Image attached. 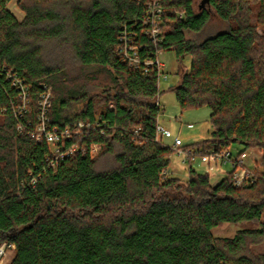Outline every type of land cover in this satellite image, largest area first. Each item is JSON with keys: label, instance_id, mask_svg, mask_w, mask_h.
<instances>
[{"label": "trees", "instance_id": "16d2710c", "mask_svg": "<svg viewBox=\"0 0 264 264\" xmlns=\"http://www.w3.org/2000/svg\"><path fill=\"white\" fill-rule=\"evenodd\" d=\"M12 1L0 0V246H14L8 264H264L253 250L264 240V0H201L199 11L194 0H18L22 20ZM155 4L162 13L153 39L146 31ZM206 6L224 31H205ZM125 33L142 58L171 51L180 68L190 58L169 91L182 110L208 107L212 132L188 147L240 146L239 156L260 149L262 171L240 188L234 168L217 184L193 167L185 182L169 173L173 150L156 140L159 71L144 75L124 61ZM8 74L26 84L23 111ZM47 90L50 127L91 124L65 140L78 149L55 168L51 145L34 137ZM224 224L262 227L216 237Z\"/></svg>", "mask_w": 264, "mask_h": 264}, {"label": "rangeland", "instance_id": "374dc122", "mask_svg": "<svg viewBox=\"0 0 264 264\" xmlns=\"http://www.w3.org/2000/svg\"><path fill=\"white\" fill-rule=\"evenodd\" d=\"M18 0H13L9 9L11 13L18 19L22 20L24 18V12L18 7ZM201 0H194V9L199 11ZM206 10L211 14L210 23L205 31H210V33H216L224 31L227 26L224 24L214 13V11L206 6ZM207 32V34H208ZM259 34H262L263 30L261 27L258 28ZM160 61L163 63L164 68L163 72L167 76V79L164 78L160 81V102L163 105L162 115L159 119L161 127L166 131L164 135V142L171 147L176 137H178L184 146H189L194 143L201 142L210 137L212 128L210 125V114L211 110L208 107H202L199 109H188L182 110L179 103L177 102L176 95L173 91H169V88L179 84L180 75L182 71H188L190 68V58H186L183 64V67L177 62L174 52L167 51L163 52L160 55ZM77 73V74H76ZM78 71H73V76L78 75ZM104 79V76H102ZM102 88H98L94 91V95H100ZM81 108V107H79ZM167 134V135H166ZM99 152V147L97 148ZM242 147L233 146L230 151L234 156H237L241 151ZM94 154L95 157L97 155ZM263 157V151L260 149H250L247 150L244 156L245 163L247 167L252 172L262 171L261 159ZM183 158L179 157L178 154L173 151L170 161L169 173L171 175L179 178L182 182H185L188 179V169L189 166L183 164ZM107 159H104V162H107ZM105 163H103L104 165ZM102 165V166H103ZM101 166V167H102ZM193 168L202 172L211 174V182L217 184L221 179H223L228 172L232 170V165L230 163L223 164L219 166V172L214 173L210 172L209 166L202 165L199 160H196L192 164ZM212 168V167H210ZM216 168V167H214ZM262 224H264V216L262 219ZM262 225L259 224H224L218 229H214L213 233L218 238H229L232 239L239 231L246 229H260ZM255 253L264 254V240L259 245L253 248ZM14 256V250L7 249V256L4 258L2 264H8Z\"/></svg>", "mask_w": 264, "mask_h": 264}, {"label": "built area", "instance_id": "2783aa9c", "mask_svg": "<svg viewBox=\"0 0 264 264\" xmlns=\"http://www.w3.org/2000/svg\"><path fill=\"white\" fill-rule=\"evenodd\" d=\"M151 18L152 20H149V24L151 29L146 31V34L150 35L153 39H156L159 34V24H160V14L162 13V10L159 8L157 4L152 6V9L150 10ZM182 16V15H181ZM132 35H128L127 33L123 34L121 37V47H120V54L121 57H123L124 61L134 70L142 72L144 75H147L151 68H156L157 71H159L158 77H159V86L160 81L162 78L165 80L167 79V76L163 72L164 65L160 61V55L162 52L158 53L155 59L152 58H142L139 50L140 47H138L136 44H134L132 40ZM8 77L13 81V85L17 87L20 92V97L23 99V105L22 108H20L21 111L25 109L26 104V98H27V87L23 80H21L18 77H14L11 74H8ZM51 99H52V93L50 90H47L41 95V100L39 103L40 107V124L37 126L34 137L38 142H41L42 140H46L47 143H49L52 147V158L48 160L50 166L52 168H55L57 163L61 159H65L66 157L71 156L74 152L77 151V146H71L69 148H66L65 140L70 139L72 134L75 133L76 135L79 134V131L83 128L89 129L91 127L90 123H83L79 122L75 126V130H71V128H66L64 130H59L56 127H50L48 125V117L47 113L49 108L51 107ZM111 107H113V104H111ZM166 131L161 125L158 127L156 140L159 143H163L164 145H167L164 142V135ZM167 135V134H166ZM170 147V146H169ZM98 145H92L91 146V155L93 156L98 151ZM173 151H175L176 154L179 155V157H182L183 164H186L187 166L193 167L192 164L196 162V160H199L202 165H206L209 167H217L221 166L223 164L230 163L232 165V168H234V186L240 188L245 183H248L253 179V172L250 171V169L247 167L244 159V155L242 156H234L230 150H203V149H194L189 148L188 146H184L182 141L176 137L173 145L170 147ZM7 249L14 250V246L11 244L4 243L2 246H0V264L3 263L4 258L7 256Z\"/></svg>", "mask_w": 264, "mask_h": 264}, {"label": "crops", "instance_id": "0c3cea01", "mask_svg": "<svg viewBox=\"0 0 264 264\" xmlns=\"http://www.w3.org/2000/svg\"><path fill=\"white\" fill-rule=\"evenodd\" d=\"M209 169H210V172H214V173L219 172V166H217L216 168H214V167L210 168L209 167Z\"/></svg>", "mask_w": 264, "mask_h": 264}]
</instances>
